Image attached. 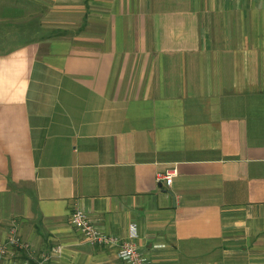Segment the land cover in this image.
<instances>
[{"label": "crops", "instance_id": "obj_1", "mask_svg": "<svg viewBox=\"0 0 264 264\" xmlns=\"http://www.w3.org/2000/svg\"><path fill=\"white\" fill-rule=\"evenodd\" d=\"M75 207L147 264H264V0H0V246L126 264Z\"/></svg>", "mask_w": 264, "mask_h": 264}, {"label": "built area", "instance_id": "obj_2", "mask_svg": "<svg viewBox=\"0 0 264 264\" xmlns=\"http://www.w3.org/2000/svg\"><path fill=\"white\" fill-rule=\"evenodd\" d=\"M176 174L177 169L171 168L164 173L158 174L156 181L164 182L167 186H170ZM70 222L81 233L85 242L94 245L117 246L118 255L126 264H147V260L137 250L134 242L131 240H123L118 243V238L100 231L80 208L75 207L71 212ZM19 237L18 223L17 221H13L8 231L6 242L0 246V256L5 257L8 254L11 257L5 261H0V264H32L27 259L16 257L17 255H15L19 249L28 248V245L21 242ZM59 253L60 247L54 248L50 253L43 254L36 264H47L53 256Z\"/></svg>", "mask_w": 264, "mask_h": 264}]
</instances>
